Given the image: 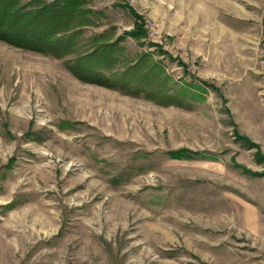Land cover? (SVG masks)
<instances>
[{
  "label": "rangeland",
  "instance_id": "374dc122",
  "mask_svg": "<svg viewBox=\"0 0 264 264\" xmlns=\"http://www.w3.org/2000/svg\"><path fill=\"white\" fill-rule=\"evenodd\" d=\"M83 1L0 33V264H264V0Z\"/></svg>",
  "mask_w": 264,
  "mask_h": 264
},
{
  "label": "trees",
  "instance_id": "16d2710c",
  "mask_svg": "<svg viewBox=\"0 0 264 264\" xmlns=\"http://www.w3.org/2000/svg\"><path fill=\"white\" fill-rule=\"evenodd\" d=\"M83 4V0H59L53 2L30 0L28 5L30 9L26 10L28 6L23 5L21 0H0V33L12 31L16 36L15 29L18 32L20 30V34L32 33L35 39L32 38L30 40L28 38V41L33 42L35 48L47 50L50 53H69L72 49V44H74V39L65 37L64 34L71 29L95 24L93 19L89 17V14L93 13L92 10L84 8ZM128 6L131 14L135 18H140L139 14L130 5ZM128 6L126 5V7ZM144 35L145 31H143L141 25L135 22L132 29L125 31L113 43L102 44L103 49L100 50L99 58H103L105 61L102 59V64L98 66L106 69L111 65V62L116 60L114 43L119 42L125 36L138 39ZM22 38L25 39V36ZM28 41L24 43L25 46L28 44ZM91 68L89 65L85 66L83 73L91 74ZM84 76L86 77V75ZM102 78L105 77L101 75ZM105 82L111 86V82L108 80ZM184 152V150H178L174 152V155L190 157L193 154L190 151ZM257 156L261 155L257 154Z\"/></svg>",
  "mask_w": 264,
  "mask_h": 264
},
{
  "label": "built area",
  "instance_id": "2783aa9c",
  "mask_svg": "<svg viewBox=\"0 0 264 264\" xmlns=\"http://www.w3.org/2000/svg\"><path fill=\"white\" fill-rule=\"evenodd\" d=\"M145 27L147 29V32H148V37L149 38H153L155 41L154 42H158V43H161V33H160V29L158 28V26L150 21V20H147L145 21ZM171 36V35H169Z\"/></svg>",
  "mask_w": 264,
  "mask_h": 264
},
{
  "label": "crops",
  "instance_id": "0c3cea01",
  "mask_svg": "<svg viewBox=\"0 0 264 264\" xmlns=\"http://www.w3.org/2000/svg\"><path fill=\"white\" fill-rule=\"evenodd\" d=\"M139 14V13H138ZM133 26H134V23H133ZM133 26H132V28H133ZM132 28H130V29H132ZM130 29H128V30H130ZM128 30H126V31H128ZM125 32V31H124ZM123 32V33H124ZM123 33L121 34V35H119V36H122L123 35ZM119 36H117V37H119ZM116 40V39H115Z\"/></svg>",
  "mask_w": 264,
  "mask_h": 264
},
{
  "label": "bare ground",
  "instance_id": "6f19581e",
  "mask_svg": "<svg viewBox=\"0 0 264 264\" xmlns=\"http://www.w3.org/2000/svg\"><path fill=\"white\" fill-rule=\"evenodd\" d=\"M179 6V5H178Z\"/></svg>",
  "mask_w": 264,
  "mask_h": 264
}]
</instances>
